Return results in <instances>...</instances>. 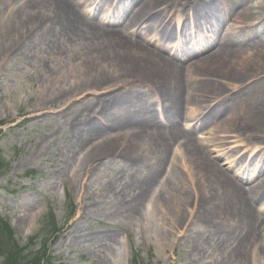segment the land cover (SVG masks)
I'll list each match as a JSON object with an SVG mask.
<instances>
[{
  "label": "bare ground",
  "instance_id": "6f19581e",
  "mask_svg": "<svg viewBox=\"0 0 264 264\" xmlns=\"http://www.w3.org/2000/svg\"><path fill=\"white\" fill-rule=\"evenodd\" d=\"M2 1L6 2L5 5H9L10 7L13 6L10 5V3L17 5L16 12L11 16L12 21L9 27L10 30L12 29L11 34L16 37H9L8 41L10 45L6 50H2L3 52L0 54V60L7 56L11 47H14L17 52L20 53L25 46L29 45L34 51L38 50L40 47L45 48L48 53L58 56L56 58L60 60V62H67L68 60L75 62L78 60L82 63L80 66V69L82 67L81 71L76 72L73 77L70 78L67 82V88H64L62 92H55L56 89L52 88L53 84L51 81L41 88V93L52 92V94L49 95L48 99H44L43 103L40 104L38 102L39 105L36 107L35 111L28 112V120L34 121L47 117L52 113L48 111L50 108L48 105L51 106L56 104L61 97H66L68 91L71 89V93L66 97L70 98L69 104L61 108L58 112H55L56 115L62 117V119L58 121L59 127H69L72 129L71 133L74 136V138L71 139L72 141H70L72 145L66 146L67 148L63 149L62 158H65V151L68 148L72 149L71 151H82L80 152L82 156L79 162L74 166L75 175L78 176L83 173L84 178L87 180L83 185V190L87 192V197L90 199L93 194L95 195L92 206L94 208H99V211H102L101 214L107 218L116 216L117 218L121 217L130 221L137 220L138 223L150 221L148 225L151 226V229L157 226L156 224L158 221H153L152 217L144 221L141 220L147 218L154 212L151 213L153 209H150L151 211H146L147 199L154 192L158 182L156 178L161 175L159 169L167 159V153L171 151L175 143L173 138L177 136L179 130L176 128L164 130L156 127L148 129L150 122L139 120V116L132 118L127 111L128 109L124 107L125 105H122L125 102L124 93L116 94V96L109 101L110 105H108L107 108L115 110L116 116L115 120L111 119L112 122L109 128L99 130V127L94 121L92 125L97 127L95 131L92 130L93 126H91V123L89 126L83 127L86 121H82L81 116L90 115L93 112L94 105L102 102L103 99L101 97L108 90L106 89L101 93L96 92V90L106 85L107 81H109L103 79L99 80L96 76L92 78L87 76L88 72H86V69H93L88 61L89 58L98 57L94 63L98 60L102 62L107 59L106 61L109 62V64H117L118 66H123V62L121 60H118V62L112 60L120 55L118 52L124 55L128 54L131 58H135L134 64L129 66V68H131V75L127 82L129 80L151 79L155 86L167 95L171 102L172 111H174L185 101L190 105H196L195 108H199V104L202 105L206 103L205 98L207 95H209V97L212 96L211 98H222V95L225 94L222 89H219L226 85L224 82L213 81L211 85L202 86V81L199 79L203 78L205 73L202 72V68L197 67L206 66L209 69L212 66L215 67L216 63L214 62L220 61L218 59L221 54H226V59L224 61L227 60L229 64L233 62L241 66L243 65V61L251 60L252 57L257 55L256 50L258 47H255L254 51L246 49V47L228 50L226 46L229 43L228 36L231 35V33H229V35L227 34L221 39L226 46H221L220 53H213L207 60L204 59L205 61H200L189 68V73L191 72L190 78L193 80V83L190 88H187L183 82L182 68L175 66L164 58L154 56V53L137 42L128 39L119 30L105 31L99 26L87 22L69 0H30L27 6L21 4V0H0V2ZM135 2L139 8L131 17L135 23L136 19L142 22L148 18V22H153L155 20L156 24L161 26L158 17H166L167 11L161 9L158 16L152 14L153 12L151 11L156 9V0H135ZM187 4L189 5L190 3L187 1L186 6H188ZM0 5L2 6L3 4ZM208 8L212 11L217 10L215 6ZM253 8H255V6L245 7V12L248 13ZM194 9L197 17H199V15H205L204 13H199L200 9ZM182 21L184 23L189 22L187 19ZM28 26L31 28H38L37 30L40 28V37L42 38L41 44H38L36 41V36L40 33L39 31V33L36 34L37 30L31 31V33L27 35L28 40L22 43V45L19 44V41L26 38V34L30 32L27 31ZM20 27L24 28L21 32ZM220 35L221 33L216 34L217 41L220 40ZM23 45L25 46L22 47ZM2 47H6V45L4 46L2 44ZM122 48L126 49L125 52ZM261 49L262 48H260V50ZM32 56H34V53L29 52L26 58L31 60L33 59ZM213 59H215V61H213ZM102 67L104 66H101V68ZM43 73L54 81L57 74V66L51 62L46 63L43 68ZM239 79L243 80V78ZM241 82L235 84L236 86H231L233 91L232 97L239 102L247 99V96L253 94L251 92L241 91V87L243 86L240 84ZM199 85L200 87L196 92L195 89ZM62 87L63 84L61 88ZM88 91L94 92H89L83 96L81 95ZM122 91L124 90L118 92ZM115 103L119 106L117 107V105H114ZM258 104L261 106V103ZM141 105L144 104H140L137 108L143 107ZM71 106L79 110V116L75 114L69 116L67 110ZM259 118L261 119L259 124H264V114H261ZM233 119H231V122H234ZM226 120L220 123L215 130L218 132H220V130H225L230 119ZM59 132H61L59 128L52 130L50 136H47L48 140L45 138L46 142H51ZM236 136L238 135H235V137ZM43 142L44 140L41 143H37L36 149L33 150L32 156L34 158H41L46 155V152L43 151L41 146ZM89 144L91 145L88 146ZM70 155H73V152ZM77 155L78 154L75 156ZM176 157L183 160L184 174L180 172L178 174H182L180 178L185 184L184 187H181L171 182L168 183L166 188L170 184L171 187H173L171 193L167 194H175L172 195L175 198L176 196H181L189 200V197H192L193 194H190L188 187L194 189L195 197L193 196V199H195V202L198 201V210L195 217L196 224L193 222L191 224L197 226L202 224L200 228L205 231H217V229L213 223H207L206 220H203L206 218L203 216V213L207 214V211L201 209L202 207L207 209L210 214H215L226 219L227 227L229 226V233L231 235L230 238L236 242V250L228 251V256L222 254L221 261L225 263L237 261V264H244L243 260L247 255L249 256V250L254 245L257 246L255 255L260 256V262L264 264V241H258L257 237L260 228L255 226L257 215L250 204L246 202L247 200L245 201L242 198L240 187L226 177L221 167L214 163L197 143L189 141L185 145H182L177 156L176 154L174 156L175 162L177 159ZM72 159L73 158L67 159L64 164L66 166L69 165V163L71 164V161H73ZM61 160L62 159H59V161ZM175 162L157 198L161 199L158 204L162 207H166L167 205L169 212L175 209V214L173 218L171 215V219L176 223L174 227L179 230L186 224L184 223L180 226V222L183 221L186 210L182 213L181 207L174 206L171 201L167 202L162 195L164 194L166 182L177 168V163L175 164ZM23 164H25V162ZM113 166H116L117 170H115V168L111 169ZM130 167L137 168V170L132 172V170L129 169ZM97 178H103L102 185L99 184L97 186ZM93 188H97L99 192H95ZM132 189L137 191L133 192L134 196L131 197V200L125 201L126 196ZM225 196H228L229 201L227 203L224 201ZM32 206V203L28 205V212L33 211L34 208ZM80 218L81 217L78 216V220ZM159 222L161 223V221ZM76 223L77 221H74L67 227H64L67 235L66 238L68 239L67 241L71 239L70 242L74 241L76 245H85L87 247L99 249V252L101 251L103 255L112 254L115 248H117L119 236L117 232L110 231L111 228L108 226H103L104 228H101L104 229L103 231L101 229H94L91 230L90 233L83 235L81 234V226ZM232 224H235L236 227L239 228H243L242 226H244L247 229V234L241 237L238 232L234 231V228L231 226ZM150 233L152 232L150 231ZM175 239L176 237L170 239L171 241L168 239V241L174 243ZM182 240L187 241L185 235L182 236ZM226 242H228V240L222 237L212 238V236H208L199 231L195 242L191 245L195 254L189 258L186 264H200L202 258H206V255L209 254L208 252L210 251H212L210 253L213 255V258L214 254L220 255L221 248ZM66 244L69 243L67 242ZM208 264H211V262L209 261Z\"/></svg>",
  "mask_w": 264,
  "mask_h": 264
},
{
  "label": "rangeland",
  "instance_id": "374dc122",
  "mask_svg": "<svg viewBox=\"0 0 264 264\" xmlns=\"http://www.w3.org/2000/svg\"><path fill=\"white\" fill-rule=\"evenodd\" d=\"M29 1L30 0H24L21 3L27 6L29 5ZM156 1L159 5L165 2L169 3V5L175 3L177 6H183L181 3L185 4L187 0ZM240 1L241 2L238 3H242V1L245 2L243 8H240L241 10L243 9V11L241 13L239 12L240 14L237 16V10L235 9L236 11L232 16V21H229V19L226 21L228 28H230L232 24L234 25V23L238 24L236 31H234L235 35H232L229 39V44L227 46L228 50L237 49L239 48L236 47L237 45H245L253 41L249 40V38L260 34L264 30V0ZM214 2L218 3L219 0H212L213 4ZM5 3L0 2V4ZM231 4L233 5V3ZM249 6H255V8L246 13L245 7ZM1 7L0 54L3 52L2 50H6L10 45L8 41L9 37L14 36L11 34L12 29L10 30L9 27L12 21L11 16L16 12L14 6L10 7L9 5H4L3 8ZM161 7L162 6H160V8ZM186 9L188 8L186 7ZM256 22L261 25L260 27L258 25L257 27L259 28L253 32V29L249 28V26ZM243 25H247L249 28L247 32L248 39L246 41L243 40V35L239 33V29L243 30ZM29 27L30 26H28L27 31L30 32L26 34V38L19 41L20 45L28 40L27 35L31 33V31L38 29L30 27V30ZM23 29L24 28L20 27V32ZM262 33H264V31ZM36 34H38L36 36V41L38 44H41L42 38L40 37V28L36 31ZM254 38H257V36H254ZM263 39L259 38L261 41ZM141 43L142 42L138 41V44L141 45ZM2 44L4 46L6 45V47H2ZM230 44L235 46H230ZM261 45L258 44V46ZM24 46L25 45L22 47ZM143 47L149 50L146 45ZM255 47L257 46H253L252 48L246 47V49L254 51ZM262 47L261 50V47L257 49L258 51L256 50V56L252 57L251 60L243 61V65L241 66L233 62L229 64L227 60L224 61L226 59V54H221L218 59L220 61L216 62L215 59H213V61H215L214 63H216L215 67L212 66L210 69L206 66L197 67L203 69L202 72L205 73L203 79L207 80V84L204 82L202 86L210 85L213 81H220L226 83V85L219 89L225 90L227 87L236 86L235 84L241 82L242 79L239 78H243L241 83L249 82L251 81L249 79L253 78L256 82L252 84V91L259 89L264 91V77H262V84L258 80V75L264 73V46L262 45ZM123 50L125 52L126 49ZM29 52L34 53V56H32L33 59L31 60L26 58ZM218 52L220 53V51ZM218 52L215 54H218ZM118 53H120V55L112 60L117 62L121 60L123 66L109 64V62L106 61L107 59L102 62L98 60L94 63L98 57L89 58L88 61L93 69H86V72H88L87 76L91 78L96 76L99 80H109L106 85H103L96 90V92L101 93L106 89L109 91L131 75V68H129V66L134 64L135 58H131L128 54L124 55L121 52ZM152 53L154 52L152 51ZM154 56L157 55L155 54ZM56 57L58 56L48 53L43 47L34 51L32 47L28 45L25 46L20 53H18L14 47H11L7 56L0 60V219L8 223L12 230L9 232V230L3 231L0 229V264H10L11 262H8V258L14 254L17 259L20 254L22 258L30 257L29 264L34 258V264H186L189 258L195 254L191 245L195 242L199 231L208 236H212V238L222 237L228 240L221 248L220 255L214 254L213 258V255L210 253L212 251H210L208 252L209 254L206 255V258H202L200 264H208L209 261L211 264H237V261L226 263L221 261L222 254L227 255L228 250H236L233 246L235 245L234 241L230 238L231 235L229 233V226L227 227L226 219L215 214H210L207 209L202 207L201 209L207 211V214L203 213V216L206 217L203 220H206L207 223H213L218 230V232L211 230L205 231L200 228L202 224L198 226L191 224L192 222L196 223L195 217L198 210V201L195 202V199H193V196L195 197L194 189L188 187L190 194H193H191L192 197H189V200L181 196H176L175 198L172 196L175 194H167L171 193L173 187H171L170 184L166 188L167 184L170 182L174 185L176 184L177 186L184 187L185 183L180 178L182 174H178L179 172L184 174L182 159L180 160L178 158V160H176L178 165L176 171L169 177L165 184V189L163 187L164 194H162L167 202L171 201L174 206L181 207L182 213L186 210L183 221L180 222V226L184 223L186 224L179 230L174 227L176 223L171 219V215L173 218L175 214V209L169 212L167 205L166 207H162L158 204L159 200L161 201V199L158 198L155 199L154 204L149 205V208L153 209L151 213L154 211L153 214L150 213L151 215L141 220L144 221L150 217H152L153 221L157 220V226L152 229L151 226L148 225L150 221L137 224V220L130 221L121 217L117 218L116 216L107 218L101 214L102 211H99V208H94L92 206L95 195L93 194L90 199L87 197V192L83 190V185L87 180L84 178L83 173L78 176L75 175L74 166L79 162L82 156L80 152L82 151H71L72 149L68 148L65 151V158H62L63 149L67 148L66 146L72 145L70 141H72L71 139H73L74 136L71 133L72 129L69 127H59L58 121H60L62 117L56 115L55 112H58L61 108L69 104L70 98L66 97L71 93V89L68 91V95L66 97H61L56 104L51 106L48 105V107H50L48 111L52 113L47 117L34 121L28 120V112L35 111L36 107L39 105L38 102L40 104L43 103L44 99H48L49 95L52 94V92L41 93V88H43L46 83L51 81L53 84L52 88L56 89L55 92H62L64 88H67V82L70 78L82 69V67L80 69L82 63L78 60L75 62L69 60L67 62H60ZM49 62L57 66V74L54 81L43 73L45 64ZM101 66L104 67L101 68ZM149 80L151 81V79ZM62 84L63 87L61 88ZM89 92L94 91H88L81 95H86ZM107 92L101 97L103 99L102 104H96L90 115L81 116L82 121H86L83 126H88L90 123L92 125V122H95L98 111L102 109L103 103H105L108 98L109 93ZM256 97L257 95L253 96L252 100ZM258 99L263 103L258 107V110L252 111L251 116L246 117L242 112H239L238 106L236 109H232L227 119L230 120L225 127L226 130L229 128V133H226V130H220L217 134H219V136H229L230 133H244L249 130L250 136H252V132L256 135H264V124L256 125L260 123L261 119H259V116L264 114V92H262ZM247 105L256 106L255 102ZM67 113L69 116H73L74 114L79 116L80 114L79 110L73 106L67 110ZM231 119H233L234 122H231ZM58 128L61 132H59L51 142H46L45 138L47 139V136H50L52 130ZM43 140L44 142L41 146L43 151L46 152V155L41 158H34L32 152L36 149L37 143H41ZM90 145L91 144L88 146ZM72 152L73 155H70ZM76 154L78 155L75 156ZM168 154L169 153H167V156ZM69 158H73V161L66 166L64 163ZM59 159L62 160L59 161ZM24 162L25 164H23ZM102 182L103 178H97V186L99 184L102 185ZM93 189L95 192H99L97 188ZM136 191L137 190L132 189L126 196L125 201L131 200V197L134 196L133 192ZM244 196L245 194L243 192L242 197L245 200ZM32 200L34 204L32 207L34 209L32 212H28L29 209L26 203ZM224 201L226 203L229 201L228 196L224 197ZM78 216L81 217L79 220ZM257 218L259 219V217ZM74 221H77L76 224L81 226V234L83 235L90 233L91 230L94 229L99 230L103 226H108L111 228L110 231L117 232L119 242L117 248L114 250L115 252L113 251L112 254L103 255L101 251L99 252V249H94L93 247H87L85 245H76L74 241L70 242L71 239L67 241L68 239L66 238L67 235L64 227H67ZM159 221H161V223ZM231 226L234 228V231L238 232L240 235H242V233L244 234L246 231L244 226H242L243 228L236 227L235 224ZM57 228L60 230L59 234L55 233ZM101 230L103 231L104 229ZM150 231L152 233H150ZM183 235L186 236L187 241L182 240ZM175 237L174 243L168 241V239L170 240ZM13 240L14 243H12ZM67 242L70 245L66 244ZM248 257L247 255L243 260L244 264L252 263L251 260L248 261ZM254 259L255 257H253V260ZM259 264H261L260 261Z\"/></svg>",
  "mask_w": 264,
  "mask_h": 264
},
{
  "label": "trees",
  "instance_id": "16d2710c",
  "mask_svg": "<svg viewBox=\"0 0 264 264\" xmlns=\"http://www.w3.org/2000/svg\"><path fill=\"white\" fill-rule=\"evenodd\" d=\"M8 259H9L8 262L9 261L11 262L10 264H24V263H21L22 261H20L19 259L16 258L15 254L10 256ZM30 264H34V263H30Z\"/></svg>",
  "mask_w": 264,
  "mask_h": 264
}]
</instances>
